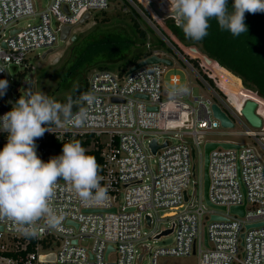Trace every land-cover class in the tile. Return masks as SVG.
Segmentation results:
<instances>
[{
	"label": "built area",
	"instance_id": "2783aa9c",
	"mask_svg": "<svg viewBox=\"0 0 264 264\" xmlns=\"http://www.w3.org/2000/svg\"><path fill=\"white\" fill-rule=\"evenodd\" d=\"M109 5L110 0H50L45 10L37 12L33 0H0V79L8 81L6 93L0 96V117L17 101L16 90L11 87L15 81L11 68H27L28 54L38 48H54L63 25L77 24L85 13L92 15L107 10ZM35 16L37 23L18 28L20 19ZM174 40L177 42L176 38ZM147 49L151 52L149 56H164L153 49L150 42ZM185 54L190 57L189 53ZM201 59L208 78L189 59L186 64L208 87L209 96L204 93L193 96L194 86L190 82L183 87L187 91L173 95L174 90L165 87L163 82L168 69L164 64L146 65L130 74L128 70L91 73L83 94H93L95 101L91 105L83 102L74 111H87V121L80 127L63 122L45 125L50 131L36 140L37 154L47 162L51 152H58L51 142H72L91 136V148L100 150L103 159L101 185L108 188V199L85 205L69 185L59 181L52 206L63 213L64 219L55 227L45 218L32 224L0 220V264H159L160 256L192 254L199 255V264H264V226L246 228L249 224L264 222V160L255 146L229 139L210 140L243 145L239 150L219 146L210 153V200L214 205L226 206V211L204 202L203 186L204 145L209 141L206 136L219 133L222 127L214 116L213 103L227 111L235 127L237 122L244 127L227 129L221 134L251 136L263 151L264 124L262 131L254 130L243 121L241 111L231 110L220 99L210 81L215 80L220 87L219 79ZM173 78L177 80L175 85ZM170 84L179 86V76L173 75ZM138 94L147 95L148 99L139 98ZM73 101L80 102V98ZM261 118L264 122V117ZM161 134H169L176 140L168 138L160 142L158 135ZM153 139L160 145L166 142L168 145L153 154L150 147ZM6 143L7 133L0 131V150ZM153 157H156L155 166L151 165ZM198 162L201 175L199 180L193 181V198L188 189L192 177H197ZM245 200L244 216L230 212L231 206L242 205ZM113 208L115 212L111 211ZM162 210L165 212L159 216ZM146 215L152 218L148 234L143 231L147 226ZM213 215L223 219L212 220ZM162 218H170L169 228L174 226L173 244L168 247L145 244L149 238L157 241L155 237L168 229L159 230ZM28 245H33V250L26 255L3 254L24 251ZM144 245L149 249L139 262Z\"/></svg>",
	"mask_w": 264,
	"mask_h": 264
},
{
	"label": "clouds",
	"instance_id": "9594fccd",
	"mask_svg": "<svg viewBox=\"0 0 264 264\" xmlns=\"http://www.w3.org/2000/svg\"><path fill=\"white\" fill-rule=\"evenodd\" d=\"M176 23L185 36L201 41L208 35L209 21L215 19L221 30L233 36L247 32L245 13H264V0H170ZM173 85L177 80L173 78ZM8 81L0 79V96L6 93ZM186 88L174 89L173 95ZM95 96L82 94L80 102L91 105ZM71 95L62 104L45 93L28 91L20 96L11 110L0 117V131L7 133V143L0 150V220L32 224L40 218L55 227L64 219L52 206L59 181L70 186L82 202L102 203L108 199V188L101 185L100 166L94 156L86 154L80 141L63 143L62 154L47 162L37 154L36 140L50 131L45 125L62 122L76 127L88 119V112H73ZM31 234H35V230Z\"/></svg>",
	"mask_w": 264,
	"mask_h": 264
},
{
	"label": "rangeland",
	"instance_id": "374dc122",
	"mask_svg": "<svg viewBox=\"0 0 264 264\" xmlns=\"http://www.w3.org/2000/svg\"><path fill=\"white\" fill-rule=\"evenodd\" d=\"M36 6V11L41 12L45 10L48 7L50 0H33ZM149 2V4L152 7V3L156 4V7H158L157 10H155L153 7V10L158 14H161L162 17H160V21L158 22L153 15L149 12V10L146 8V6L141 2V0H110V5L107 10L94 12L90 19H87L84 23L78 24L74 30L72 31L71 36L67 39V41H62L61 39L58 40L57 44L54 47V52L47 55L46 58H42V55L45 51L48 50V48H38L34 50L33 52L28 54V64L29 66L27 68L18 66L15 69L14 67L11 68V76L13 77V81L11 83V87L14 91V89L20 87L19 90L15 92V97L17 100L20 98V96L26 95V93L30 90L33 93L35 92H43L50 98L55 99L59 103H63L65 100H67V97L71 95L75 88V83L73 82V78L71 74H69V69L71 64H67V58L70 54V51L75 44V42L78 40L79 37L85 36L88 33L92 32L94 29L101 28L105 29L108 27H117L118 29H128L130 33H135V26L134 23L137 22L141 28L145 29L148 33V39L152 43L159 44V39L162 40L165 46H158L155 45L153 48L155 50H159L162 55L170 57L174 61V65L172 67H168L167 71L163 75V82L165 87L174 90L179 89L181 87H184L186 83L190 82L194 86V92L193 96H198L201 93H204L205 95L209 96L210 91L208 87L201 81L197 76L195 75L194 71L188 67L186 64V57L187 53L185 49L183 48V43L179 42V40L170 32L168 27L166 26L165 20L166 19H175L173 9L170 6V0H146ZM140 5H143L142 7L145 9H142ZM162 6L167 9L164 11L162 9ZM159 10V11H158ZM163 13H166L163 15ZM160 16V15H159ZM38 22V17H27L22 18L18 21V28L26 27L27 24H34ZM159 25L162 27L168 34L172 35L176 38V41L183 50L184 54L170 41L169 38H167L161 30L158 28ZM73 35H76L77 38L75 41H71V37ZM174 38V39H175ZM173 39V40H174ZM175 41V40H174ZM152 45V44H151ZM158 46V47H157ZM195 48L198 49L197 46ZM197 56L195 59L199 60L200 62H203L201 59V54L194 52ZM189 56V55H188ZM190 57H193L190 55ZM219 64V63H218ZM204 65V64H203ZM205 66L200 68H197L198 71L205 72ZM95 70V69H94ZM113 73L118 71V67H113L110 69ZM93 71V70H92ZM209 71V70H207ZM91 75V73H90ZM88 75L87 81H83L82 86H85L88 83L89 77ZM173 75H178L180 78V85L179 86H173L170 84V78ZM207 75V74H206ZM218 78V77H217ZM219 79V78H218ZM217 79V80H218ZM236 80V79H235ZM27 83L24 85V83ZM218 83L220 85L217 86L215 80H213V84L215 85V93H217L220 96V99L225 101L231 110L233 111H241L244 103L248 99H254L258 101L259 103V111L262 116L264 117V99L256 95L255 93H250V90L246 89V87L243 85H237L236 82H230L225 83L224 80H218ZM236 83V84H235ZM244 117H242L243 119ZM245 119V118H244ZM243 121L248 125L247 120L245 119ZM250 125V124H249ZM254 130L262 131V128H254ZM235 130H241L244 129L242 125H240V122H237ZM227 129L220 127L215 134H209L206 136L207 140H232L237 143H243L247 144L249 146H255L257 152L264 160V151L261 148V145L254 140L253 137L247 136V135H223L221 132L226 131ZM159 136V141L163 142L164 139H170L175 142L176 138H172L169 134H161ZM190 141L191 138H189ZM262 145H264V141L262 142ZM62 153L59 152H51L49 155L50 157L53 156H59ZM155 159L156 157H153L151 159V165L155 166ZM201 175V168H200V162H198V169H197V177H192V181L189 185L188 193L194 198L195 193V184L193 181L195 179L199 180V176ZM204 202L205 198H204ZM165 211H160L159 216L163 215ZM155 223H157V215L154 214ZM171 219L170 218H162L159 222V230L163 228H169L171 226ZM156 226V224L154 225ZM151 228L144 226L143 231L148 234L150 232ZM174 242V234H170L163 239L154 241L153 238H149L146 240L145 244H149L151 247H168L171 246ZM91 245L92 243H88ZM149 257L145 259V263L148 261ZM159 264H199V255L198 254H192L189 256H160L158 259Z\"/></svg>",
	"mask_w": 264,
	"mask_h": 264
},
{
	"label": "trees",
	"instance_id": "16d2710c",
	"mask_svg": "<svg viewBox=\"0 0 264 264\" xmlns=\"http://www.w3.org/2000/svg\"><path fill=\"white\" fill-rule=\"evenodd\" d=\"M141 2L159 22L160 18L153 11L149 2L146 0H141ZM232 3L233 0H228L229 12L233 10ZM140 6L142 7L143 5ZM142 9L144 8L142 7ZM162 9L164 11L167 10L163 6ZM165 23L179 42L186 45L183 48L187 53L193 57H200L189 49L190 46H197L201 56H208L215 61L212 64L207 63V65L219 80L225 79V83L236 82L237 85L244 84L246 89L250 90V93H255L264 99V13L251 14L246 12L245 24L247 26V32L239 36H233L227 30H221L217 21L211 19L209 21L210 27L208 28V35L198 42L187 38L182 28L177 26L174 19H166ZM134 26L135 33L132 34L128 29L120 30L117 27L101 29L97 27L87 35L78 38L67 58V64H71L69 74L73 75L72 78L75 83L74 91L71 94L73 100L80 98L87 89L88 83L85 86H82V83L83 81H87L90 73L96 70H110L113 67H118L119 71L125 72L131 66L151 54L147 49V42H150L147 31L141 28L137 22L134 23ZM157 26L183 52L172 37L162 27ZM159 41V44L150 42L152 48L155 45L165 46L161 39ZM186 57L195 67L200 68L199 60L189 56ZM201 73L206 76L203 71ZM210 81L213 83L212 79ZM66 103L67 100L62 104ZM77 140L85 148L86 154L96 158L100 166V175L103 159L100 150L95 147L91 148L93 144L92 137L88 136L86 139L76 138L73 141ZM63 143L67 142L53 141L51 142V146L57 148L59 153H62ZM32 250L33 245H28L24 251H7L3 254L5 256L18 257L20 253L26 255L27 252Z\"/></svg>",
	"mask_w": 264,
	"mask_h": 264
},
{
	"label": "water",
	"instance_id": "95a60500",
	"mask_svg": "<svg viewBox=\"0 0 264 264\" xmlns=\"http://www.w3.org/2000/svg\"><path fill=\"white\" fill-rule=\"evenodd\" d=\"M152 7L157 10L158 7H156L155 3H152ZM66 11L67 8H66ZM159 11V10H158ZM157 12V11H156ZM159 13V12H158ZM166 13H163V15ZM160 17H162L161 14H159ZM175 16V15H174ZM91 17V13H85V15L82 17V19L74 25H63L61 27V33H60V39L62 41H67V39L71 36L72 31L74 30V28L81 23H84L87 19H90ZM163 18V17H162ZM15 31H12V33H14ZM77 38L76 35H73L71 37V41H75ZM196 49V48H195ZM54 48L48 49L47 51L44 52V54L42 55V58H46L47 55L51 54L52 52H54ZM206 61L209 64L213 63V59L209 58L208 56H205ZM150 64H164L166 67H172L174 65V61L167 56H159L157 54H153L149 57H146L145 59L140 60L137 64L131 66L128 71L127 74H130L146 65H150ZM27 83L25 82L24 85H26ZM20 87L16 88L15 90H19ZM137 97L139 98H145L148 99L147 95H142V94H138ZM83 105V102H76L73 105V112L75 110H77L78 108H80ZM258 107L259 104L256 100L254 99H248L245 103L244 106L241 110L242 116L247 120V122L254 128H261L264 124L263 119L261 118V116L258 114ZM2 108H5V102H3ZM212 110L214 113V116L216 118H218L221 122V125L223 128L225 129H233L235 127V123L234 121L231 119L230 115L227 113L226 110H224L218 103H213L212 105ZM168 145V143H164V144H158L157 139H153L150 147L152 149L153 154H156L158 152V150L160 148L166 147ZM223 147V148H234V149H241L243 147V145L241 144H237V143H231V142H218V141H207L204 145V168H203V186H204V198L205 201L208 205L215 207L216 209L219 210H223L226 211L227 207L226 206H217L214 205L211 200H210V196H209V190H210V173H209V165H210V153L216 149L217 147ZM196 157V152L195 149H193L192 151V158L193 160ZM193 174H195V168L193 169ZM242 190L245 193V189L242 186ZM185 199L188 200V197L185 193ZM246 200L244 201V203L242 205L239 206H231L230 207V212L233 214H238L240 216H244L246 213ZM88 211V210H87ZM112 212H115L116 209L113 208L111 209ZM212 220H221L223 219L222 216L220 215H213L211 217ZM146 222H147V226L151 227L152 224V218L150 215H146ZM259 226H264V222H259V223H255V224H249L246 226V228H252V227H259ZM174 230V226H172L171 228L168 229H164L161 233H159L155 239L156 240H160L163 236H168L170 234H172ZM244 237V235H242V238ZM205 242L206 244L208 243L207 240V236L205 235ZM144 252L141 253L140 257H139V262L142 261L145 252H147V250L149 249L148 245H144ZM109 249H112V247H109Z\"/></svg>",
	"mask_w": 264,
	"mask_h": 264
},
{
	"label": "bare ground",
	"instance_id": "6f19581e",
	"mask_svg": "<svg viewBox=\"0 0 264 264\" xmlns=\"http://www.w3.org/2000/svg\"><path fill=\"white\" fill-rule=\"evenodd\" d=\"M151 6V5H150ZM153 9V8H152ZM154 11V10H153ZM155 12V11H154ZM157 15H158V17L160 18V16H159V14L157 13V12H155ZM161 19V18H160ZM189 49L191 50V51H193V52H196V53H200V51L196 48L195 49V46H190L189 47ZM202 57H203V59L206 61V59H205V55H202ZM215 61H213V63H214ZM206 63H208L207 61H206ZM209 64V63H208ZM260 110V109H259ZM258 110V111H259ZM259 115L260 116H262L260 113H259Z\"/></svg>",
	"mask_w": 264,
	"mask_h": 264
},
{
	"label": "crops",
	"instance_id": "0c3cea01",
	"mask_svg": "<svg viewBox=\"0 0 264 264\" xmlns=\"http://www.w3.org/2000/svg\"><path fill=\"white\" fill-rule=\"evenodd\" d=\"M50 2V1H49ZM213 135V134H212Z\"/></svg>",
	"mask_w": 264,
	"mask_h": 264
}]
</instances>
